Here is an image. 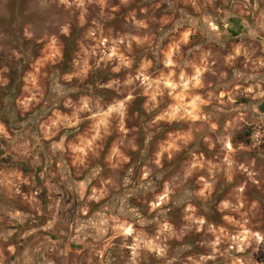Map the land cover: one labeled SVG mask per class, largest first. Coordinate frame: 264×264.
Here are the masks:
<instances>
[{"label": "rangeland", "instance_id": "374dc122", "mask_svg": "<svg viewBox=\"0 0 264 264\" xmlns=\"http://www.w3.org/2000/svg\"><path fill=\"white\" fill-rule=\"evenodd\" d=\"M263 92L264 0H0V264H264Z\"/></svg>", "mask_w": 264, "mask_h": 264}, {"label": "flooded vegetation", "instance_id": "af4514ba", "mask_svg": "<svg viewBox=\"0 0 264 264\" xmlns=\"http://www.w3.org/2000/svg\"><path fill=\"white\" fill-rule=\"evenodd\" d=\"M227 27H225V29H229V30H232L231 33L232 34H236V33H239L240 31V22L238 20H232V21H229L227 23ZM262 104H263V107H264V92H263V101H262Z\"/></svg>", "mask_w": 264, "mask_h": 264}]
</instances>
